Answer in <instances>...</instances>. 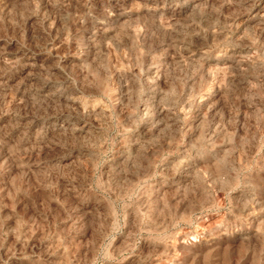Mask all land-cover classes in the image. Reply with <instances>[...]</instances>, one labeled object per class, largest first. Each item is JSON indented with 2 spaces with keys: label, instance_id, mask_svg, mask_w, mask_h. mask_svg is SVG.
<instances>
[{
  "label": "rangeland",
  "instance_id": "obj_1",
  "mask_svg": "<svg viewBox=\"0 0 264 264\" xmlns=\"http://www.w3.org/2000/svg\"><path fill=\"white\" fill-rule=\"evenodd\" d=\"M0 264H264V0H0Z\"/></svg>",
  "mask_w": 264,
  "mask_h": 264
},
{
  "label": "bare ground",
  "instance_id": "obj_2",
  "mask_svg": "<svg viewBox=\"0 0 264 264\" xmlns=\"http://www.w3.org/2000/svg\"><path fill=\"white\" fill-rule=\"evenodd\" d=\"M262 15V14H261Z\"/></svg>",
  "mask_w": 264,
  "mask_h": 264
}]
</instances>
